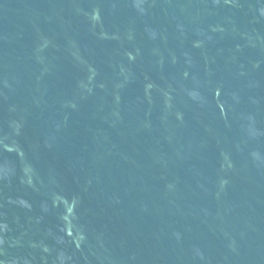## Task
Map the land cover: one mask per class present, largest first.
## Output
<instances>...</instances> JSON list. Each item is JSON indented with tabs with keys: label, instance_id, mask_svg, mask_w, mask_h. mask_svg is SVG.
Segmentation results:
<instances>
[{
	"label": "water",
	"instance_id": "obj_1",
	"mask_svg": "<svg viewBox=\"0 0 264 264\" xmlns=\"http://www.w3.org/2000/svg\"><path fill=\"white\" fill-rule=\"evenodd\" d=\"M0 264H264V0H0Z\"/></svg>",
	"mask_w": 264,
	"mask_h": 264
}]
</instances>
